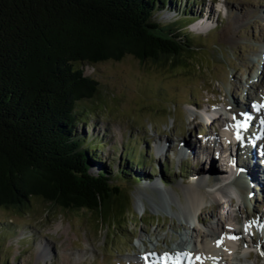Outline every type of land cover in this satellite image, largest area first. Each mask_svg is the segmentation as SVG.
I'll return each mask as SVG.
<instances>
[{
    "label": "rangeland",
    "instance_id": "rangeland-1",
    "mask_svg": "<svg viewBox=\"0 0 264 264\" xmlns=\"http://www.w3.org/2000/svg\"><path fill=\"white\" fill-rule=\"evenodd\" d=\"M171 5L179 11L162 10L155 15L157 20L183 25L197 10L200 14L195 19L196 27L189 25L185 29L199 47L190 69L160 67L132 55L85 66V72L100 83V92L83 103L96 112L85 115V124L78 128L84 129L90 140L96 138L105 143L101 157L107 166L116 168L123 164L122 148L147 155L146 167L133 168L138 178L120 184L124 190L122 199L127 194L131 200L128 221L113 228L100 223L99 217L90 212H63L49 208L38 198L33 199L32 208L26 213L0 208V264L164 263L166 251L177 247V238L186 231L192 232L193 240L186 244L184 251L188 254L183 257L191 254L193 247L194 254L189 256L192 263L187 260L185 264H264V136L255 139L256 144L244 152H236L234 145H229L228 150L225 147V141H236L237 135L248 146L254 135L263 132L264 115L262 118L253 109L254 104L264 105V0H172ZM242 9L255 10L256 15L249 18L246 14L236 39L228 41L221 31L229 18L242 14ZM241 110L248 116L238 119L250 120L242 129L237 128L239 122L234 119ZM216 111L224 112L230 119L223 128L218 122L214 124L224 137L205 135L211 128L210 115ZM262 111L264 114V107ZM199 113H203L202 118L196 117ZM209 137L220 140L212 153L199 146ZM186 142L200 147L198 160L188 154L192 150ZM220 150L228 164H235L228 171L221 169L225 162L222 157L213 159ZM251 160L256 161L258 182L248 168ZM211 162L217 163L214 165L218 168V180L204 185L205 200L192 207L186 189L203 169L208 170ZM222 187L228 191L226 196L220 192ZM142 189L150 194L155 190L158 201ZM215 202L219 208L226 206L224 217H220L222 226L231 225L227 219L231 221L234 211L239 217V222L233 219L236 227L245 220L248 230L251 224L257 225V230L248 232L246 227L240 228L239 236H230L238 237L230 238L232 242L225 240L222 229L216 239L199 237L217 220L213 215ZM181 205L189 211L186 227L181 223ZM118 207L112 206L116 210L109 211L108 221L119 218ZM208 240L213 246L205 249L208 256L197 252ZM219 246L222 251L229 249L225 259L210 260V254L221 252ZM39 247L49 255L45 260L38 255Z\"/></svg>",
    "mask_w": 264,
    "mask_h": 264
},
{
    "label": "trees",
    "instance_id": "trees-1",
    "mask_svg": "<svg viewBox=\"0 0 264 264\" xmlns=\"http://www.w3.org/2000/svg\"><path fill=\"white\" fill-rule=\"evenodd\" d=\"M170 2L0 0V208L26 213L38 198L113 228L125 225L131 200L122 199L120 184L138 178L133 168L146 157L124 151L122 165L107 166L105 143L78 128L96 112L83 103L100 92L85 66L132 55L190 69L199 47L188 21L155 17ZM114 205L119 218L108 221Z\"/></svg>",
    "mask_w": 264,
    "mask_h": 264
},
{
    "label": "bare ground",
    "instance_id": "bare-ground-1",
    "mask_svg": "<svg viewBox=\"0 0 264 264\" xmlns=\"http://www.w3.org/2000/svg\"><path fill=\"white\" fill-rule=\"evenodd\" d=\"M202 11L203 10H201L200 13ZM242 11L243 12H242L241 15L235 14L233 17L229 18V20L227 21L226 25H224L223 30L221 31V33H222L223 38H225L226 40L234 42V39H236L235 37L238 35L239 24L244 22V20H245L244 17H245L246 14H247V17H249V18H250V16L254 17L256 15L255 10L254 11L253 10L248 11V10L242 9ZM212 13H213V8L209 10L208 14L212 15ZM260 24L262 25L261 22H260ZM263 27H264V24H263ZM253 50H257V49L253 48ZM202 114H196V117L200 118V116H202ZM240 116H248V114L246 113V111H243V110L238 111V115L236 117V120L238 118H241ZM229 120H230L229 117L225 116L224 112H218V114L213 119H211L210 131L205 132V135H210V137H211L212 135H216L217 134V136H218V134H222V133H220L221 131L219 130V127L218 126H214L215 122H218L220 124V126L223 128L226 125V123H228ZM224 136H225V134H222V137H224ZM210 137L206 141H204L202 144H199V146L202 145V147H204L210 153H212V151H214L218 147V145L220 144V140L219 141H218V139H214L213 140ZM232 140L233 139L229 138V140L225 141V143H226L225 147H226L227 150L230 147L229 145L232 144ZM186 144H188L190 146L189 148H191V150H192L188 154L190 156H192L193 158H196V160H198V158L200 157V149H199L200 147L199 146L197 147V144H192V143H188V142H186ZM222 153H223L222 150H220L218 152V157H217V155H215V158L213 157V159L214 160L216 158L220 159L222 157V160H224L225 162H223V165H222L221 169L224 170V171H228L229 170V166H228L229 165L228 164L229 161L227 162L228 158L223 157ZM205 158L206 157H204V155H203V160L204 161H205ZM206 160L208 161V158ZM212 163H213V165H212ZM214 164L216 165L217 163L211 162V166L208 168V170L206 171V170L203 169V171L200 174H198L197 177H195L196 180L189 184L190 187H187L186 193H187V196L189 197V201L191 202V206L192 207H194L198 203H202L205 200L206 196H205V194L203 192L204 185L205 184H214L218 180V173L216 172V169H218V168H216V166ZM225 164H227L226 168L224 166ZM255 167H257L256 161L252 162V160H251L249 162V164H248V168L250 169V171L253 172L252 176L258 182L260 175L256 171ZM197 168H202V166H199ZM253 185H255V184H253ZM154 188H155V186L153 187V189ZM142 191L143 192L146 191L145 193L149 194L151 196V198H153V200L156 199L158 201L157 196L154 195L155 194L154 193L155 190L153 191L152 194H150L151 192H149V191H147L145 189H142ZM220 192L223 195L226 196L228 191L226 189H224V187H222V188H220ZM211 197L213 198V200L216 199L214 197V195H212V194H211ZM224 199H226V198H224ZM170 201H172V200H170ZM225 202L228 203V200H225ZM217 205L218 204L216 203L215 207L213 208L214 209L213 210V215H215V217H217V220L215 221L214 224H212V225L210 224L205 232L199 233L198 236L199 237H202V236L203 237H208V236H210L211 237L210 239H214V238L216 239V238H218L220 236L219 230L222 229V233L224 234V236H226L225 240L229 241V242H232L231 239H230V236L232 234L234 236H239L238 234L241 233V229L240 228H236L235 226H232V225H228L226 227L222 226V223L220 221V217H224V212L226 211V206H224L222 208H219V206H217ZM181 212H182V217L184 219V221H182L181 223H182V225L184 227H186V225L190 222V220L188 219L189 211H186L185 207L181 205ZM232 218L234 220H236L237 222H239L238 221V219H239L238 214L233 213ZM177 240H178L177 241V247H173L171 250L166 251L167 252L166 253L167 256L165 257L164 263L159 259L160 261H157L158 262L157 264H185L187 255H185V257H183V254L186 253V251H184V250L186 248V244L192 242L193 234L190 231H186V233H184L181 238H179V239L177 238ZM225 244L227 245V242H225ZM41 247L43 248V246H41ZM41 247L38 248V255H39V257H41V258H43L45 260L46 258L49 257V255H46L44 251H40L42 249ZM212 247L213 246L211 245L210 240H208L207 242H205L203 244V248L200 249L197 252L201 251L202 254L207 255L208 253L206 254V250L205 249L207 248V250H209L210 248L212 249ZM237 248L239 249L240 245H238ZM43 250H45V248H43ZM191 251H194V247H193V249ZM234 254L235 253H233L231 255H233V257L237 258L236 254H235V256H234ZM209 256L210 257L213 256V257L218 258V259L220 258L221 260L225 259L224 258L225 256H223V255L220 256L219 254L218 255L210 254ZM149 257L152 258V254L149 255ZM191 260H192V258L188 259V261H191ZM190 263H192V261ZM151 264H155V263L152 262Z\"/></svg>",
    "mask_w": 264,
    "mask_h": 264
},
{
    "label": "snow or ice",
    "instance_id": "snow-or-ice-1",
    "mask_svg": "<svg viewBox=\"0 0 264 264\" xmlns=\"http://www.w3.org/2000/svg\"><path fill=\"white\" fill-rule=\"evenodd\" d=\"M261 107H264V105H261ZM234 119H235V117H234ZM262 123H264V121H262ZM238 127L244 128V127H246V125L245 124H239ZM237 139H240L239 135H237ZM230 238L231 239H237L238 237H230ZM219 243H220V241L217 242L218 245H219ZM165 255L167 256V254H165ZM197 259H200V257H197Z\"/></svg>",
    "mask_w": 264,
    "mask_h": 264
}]
</instances>
